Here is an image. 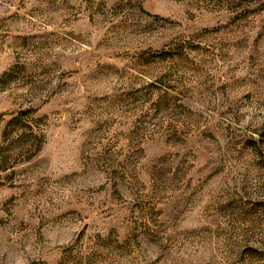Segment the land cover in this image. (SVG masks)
Wrapping results in <instances>:
<instances>
[{"label": "rangeland", "instance_id": "374dc122", "mask_svg": "<svg viewBox=\"0 0 264 264\" xmlns=\"http://www.w3.org/2000/svg\"><path fill=\"white\" fill-rule=\"evenodd\" d=\"M0 264H264V0H0Z\"/></svg>", "mask_w": 264, "mask_h": 264}]
</instances>
